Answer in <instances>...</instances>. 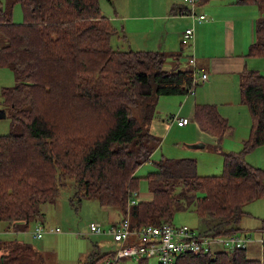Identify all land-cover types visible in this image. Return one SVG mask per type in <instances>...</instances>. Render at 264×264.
I'll return each mask as SVG.
<instances>
[{
  "label": "trees",
  "instance_id": "1",
  "mask_svg": "<svg viewBox=\"0 0 264 264\" xmlns=\"http://www.w3.org/2000/svg\"><path fill=\"white\" fill-rule=\"evenodd\" d=\"M238 1L262 9L247 55L264 57V0ZM9 3L7 10L0 1V33L7 40L0 46V67L9 66L16 83L1 89L6 114L0 117L8 115L21 131L0 135V222L28 231L42 222L43 206L57 199L70 179L78 194L119 207L135 225L173 222L178 210L192 209L214 220L204 234L253 236L241 224L249 215L246 205L264 197V168L246 160L264 146V76L259 71L241 74L242 102L252 127L240 152L223 153L222 173L201 176L196 160L163 157L145 177L151 199L130 207L142 180L137 170L161 144L149 128L156 100L192 93L198 85L195 68L168 70L165 54L115 48L118 31L100 0ZM14 4L23 8L22 23L13 20ZM195 119L219 140L228 128L215 105H196ZM257 229L264 231V221ZM31 251L21 242H0V264H23ZM248 253V247L189 252L175 264H264V249L261 257ZM112 255L94 251L85 264H101Z\"/></svg>",
  "mask_w": 264,
  "mask_h": 264
},
{
  "label": "rangeland",
  "instance_id": "2",
  "mask_svg": "<svg viewBox=\"0 0 264 264\" xmlns=\"http://www.w3.org/2000/svg\"><path fill=\"white\" fill-rule=\"evenodd\" d=\"M0 1L4 6L2 7L3 9H10L9 0ZM126 1L131 4L134 2L136 3H134L133 8L135 13L167 15V17H169L167 21L160 20L157 22L160 28L166 25L167 27H172L171 29L169 28V32H171L172 35L168 38L169 43L172 45H174L175 41H177L175 40V36L177 37L178 32L182 29L183 32L186 29L187 24L190 26L192 25V19L189 18V16L179 14L175 17L171 15V8L173 4L187 5L188 10L195 8L198 14H204L207 17L206 24L213 23V26L210 28L206 26L208 28L206 30L205 28H202V35L200 36L201 43L215 47V49L208 52L209 55L225 54L223 47L226 45V42L230 40V37H227L225 33L229 30L230 26L227 21H230L231 18L229 16H224L222 13H228L231 8L230 6L233 5L232 3L236 0H197V8L196 6L192 7L191 4L186 3L184 0ZM119 3L123 12L126 9V2L125 0H120ZM154 3L157 4L155 7H153ZM100 5H102V12L106 16L112 13V11L114 12V9L109 1L101 0ZM116 7L117 6H115V8ZM149 7L151 8V11H147ZM242 8H250L253 12L252 14L255 16V21L259 19L260 12H262V9L258 5L246 4L244 7H240L238 9ZM12 10L14 22L22 23L24 21V11L22 6L20 4H14ZM239 20L241 21V19ZM199 25L200 23H196L195 29H197ZM236 29L234 48L238 54H241V51L246 50L248 41L251 39L252 31L250 25L246 24V21H244L243 25H241V23H239L238 26L236 25ZM121 32V37L126 35L122 29ZM206 34L211 35L214 39L209 41ZM5 43H7L6 37L0 33V46ZM250 45L251 44L248 46V52ZM115 48L128 50L130 46L128 42L122 40L120 43H116ZM189 57L190 55L187 56L185 54L183 57L184 62L189 61ZM211 78H213V76H211ZM211 78L207 83V86L200 84V86L197 87V91L203 88L208 90L209 87L214 89L211 84ZM218 82H216L217 86L219 87L220 85L222 88L224 86V78H218ZM15 83L16 80L12 69L9 66L0 67V87H10L15 85ZM224 94L226 100L228 99V102L231 101V104L223 105L219 103V105L225 107L228 106L227 110H231L230 113H227L230 117L231 131L223 144H221V151L211 147L216 143L213 140H210L209 137L202 135L196 123L193 122V118L186 115L189 111L188 106H186L183 110V116H179L176 113L170 114L168 122L166 123L169 133L166 136L162 135L161 147L154 151V154L148 163H144L137 170V175L142 178L137 192L143 200H146L147 195L150 192L145 177L149 172L156 170L157 163L161 161L163 157L172 159H196L198 162L197 171L200 175H217L221 174L224 169L223 153L240 152L243 149L245 141H247L250 136L252 119L248 107L242 102L240 83L239 92H224ZM178 97L180 96H172L171 98ZM164 98H167V96ZM171 104L160 103L157 104V106H159V110L163 111L165 109L167 110ZM179 106L180 102H177L174 110H170V112L178 110ZM156 112H158L157 107ZM168 113L169 112H167V114ZM167 114H165V116ZM157 115L163 119L162 113H157ZM178 117H186L190 119V124L184 128L179 127L176 124L177 121H174V119ZM20 131V127H12V122L8 115L6 117H0V134H8L10 132L19 133ZM192 137L205 142L206 148H189L188 145H194ZM246 160L253 166L256 165L257 167L264 168V146L258 147L248 153L246 155ZM66 182L68 185L60 188L57 199L45 205V215L42 219L44 226L52 228L59 227L60 231L56 233H45L42 238L34 239L32 233L35 226L34 223L30 226L28 231L18 232L17 234H12L8 237L12 241H22L32 247L30 255L22 259L23 264H85L90 254L94 251H98L101 254L117 249L118 244L113 241L110 235L92 233L90 231V225L91 223H98L103 229L108 230L111 224L120 218V210H117L114 207H103L95 198L83 197L81 194H78V188L73 180L67 179ZM257 222H259L258 219L245 217L242 224L244 226L253 227V225ZM213 223V219L201 218L192 209L178 210L173 220V224L188 225L197 231L211 228ZM248 223H251V225ZM3 225H6V223L0 222V227H4ZM251 233L254 237L264 236V231H261L260 229L251 231ZM5 235L7 236L6 233L0 231L1 238ZM248 254L251 257H261L263 249H259L256 254H253L250 249ZM118 264H158V261L156 258H150L148 262L143 263L136 259L123 258L118 262Z\"/></svg>",
  "mask_w": 264,
  "mask_h": 264
},
{
  "label": "crops",
  "instance_id": "3",
  "mask_svg": "<svg viewBox=\"0 0 264 264\" xmlns=\"http://www.w3.org/2000/svg\"><path fill=\"white\" fill-rule=\"evenodd\" d=\"M135 1H138V0H135ZM109 2L113 7L114 12L112 11V13H110L107 17L109 18L111 23L114 25V27L118 31V35L112 41L113 46H116V43H120L122 40H125L126 42L129 43V46H130L128 50H135V51L143 50V51H154V52L156 51V52L165 54L167 58L164 63V67L168 70H175V71L191 70L192 65L189 63V61L184 62V59H183L185 54L187 56L190 55V57H194L196 59V66L202 69L203 72L208 74V77L206 80L198 81L197 87H199L200 84L207 86V83L210 81L211 76H213V78H211V84L214 87V89H211L209 87L208 90H206V88H203L197 91V87H196V89L192 93L187 94V95L159 96L154 106L152 120L149 123V128H150L151 133H153L160 139L162 138V135L166 136L169 133L168 131L169 129L166 126L169 115L172 113H176L179 116H183L184 115L183 110L185 109L186 106H188L189 111L186 113V115H189L191 116L190 118H193L192 119L194 120L193 122L196 123L202 135L209 137L210 140H213L216 143L215 145L211 147H214L217 150L221 151L220 146L221 144H223V142L228 137L231 131L230 117L229 115H227V113H230L231 110L230 109L227 110L228 106L225 107V106L219 105V103L223 105L231 104V101L228 102L227 101L228 99L226 100L224 92L225 93H232V92H237V91L239 92V83L241 82V74L245 69L257 70L260 72L261 75L264 76V57H249L247 55L249 44H252L256 39V21L258 19L255 21V16L254 14H252L253 13L252 10H250V8L238 9L240 7H244L246 3H242L236 0L234 1V3H232L233 5L230 6L231 8L228 13H222L224 14V16H229L231 18L230 21H227L230 27H229V30L226 31L225 33L227 37H230V40H228L226 42V45L223 47L225 54L222 53L220 55H209L208 52L215 49V47L211 45H205L204 43L202 44L200 41V38H201L200 36L202 35V28H205L206 30L208 29L207 27L209 28L212 27L213 23L206 24L207 19L202 20V21L200 20L194 21L191 18L192 16L187 14V11H188L187 5L173 4L171 8V15L175 17H177L179 14L189 16V18L192 19V25L190 26L189 24H187L186 29L193 27L194 34L188 40L189 41L188 43H183L182 42L183 32L186 29L183 32H182L183 30L182 29L181 31L178 32L177 37L175 36V40L177 41H175V44L172 45L168 41V38L170 37V35H172V33L169 32V28L171 29L172 27H167L166 25L160 28L157 22L160 20L167 21L169 19L167 15H150V14L135 13L133 9L135 2L131 4L130 2H127L126 0H125L126 9L122 12V7L119 3L120 0H114V1L111 0ZM156 5L157 4L154 3L153 7H155ZM115 6L117 7L115 8ZM147 11H151V8L149 7ZM195 11L197 10L195 9ZM261 15L262 13L260 12L259 16L261 17ZM239 19H241V21ZM244 21H246V24L250 25L252 35H251V39L248 41L246 50L241 51V54H238V52L234 48L235 47V32L237 31L236 25L238 26L239 23L243 25ZM196 23H200L197 29H195ZM121 29L126 34L123 37H121V34H122ZM206 35L208 36L209 41L214 39V37H212L211 35H208V34ZM218 78H224V86L222 88L220 87V85L219 87L217 86L216 82H218ZM0 88L2 89L3 87H0ZM1 89H0V114L1 112H3V115H4L5 110L3 108L4 105L2 104L3 97L1 94ZM165 96H167V98H164ZM172 96H180V97L171 98ZM177 102H180V106L178 110L170 112V110H174L175 104ZM160 103L171 104V106L167 110L165 109L162 111V110H159L158 109L159 106H157V104H160ZM201 104L215 105L218 111L220 112V114L227 119L228 128L225 131L222 139L219 140L217 135H215L209 129L202 127L198 123V121H196L195 107L196 105H201ZM156 107H157L158 112H156ZM167 112L169 113L167 114ZM157 113H162L163 119H161L157 115ZM165 114L167 115L165 116ZM189 124L190 122L186 124L185 126H179L178 124L177 125L179 127L184 128L188 126ZM0 135H4V134H0ZM192 142L194 143V145H188L189 148H193V149H205L206 148V143L201 140L195 139V137H192ZM195 143H198V144H195ZM161 144H162V139H161ZM161 144L159 147H161ZM179 159H183V158H179ZM196 163L198 166L197 161ZM212 175H216V174H212ZM201 176H204V175H201ZM149 194L147 195V199L149 198V196H152L151 193ZM45 205L43 206L44 214H45V211H44ZM257 207H258V211H257ZM114 208L117 210H120L119 207H114ZM246 211L249 214L247 215L248 218L258 219L259 222L253 225V227H248V226H244L243 224H241L242 228L244 230L246 229L247 231L258 230L257 228H259L262 221H264V197L248 203L246 205ZM120 213H121L120 218H118L117 221H114L113 223L118 222L123 218V213L121 210H120ZM248 224L251 225V223H248ZM3 226L4 227H0V231L6 233L7 236L5 235L2 238L0 237V242H7V243L11 242L12 240L9 239L8 237L11 236L12 234H17L18 231H15L12 228V223L11 224L6 223V225H3ZM198 232H203V230L198 231ZM253 238L254 240L251 243H249L248 248L249 250L251 249L253 254H256L259 249L261 248L264 249L261 243V239H264V236L253 237ZM17 242L23 243L22 241H18V240ZM6 249L8 250V247H6ZM112 251L115 252V250H112ZM252 257H257V256H252ZM149 259L150 258H144L138 261L146 260V262H148Z\"/></svg>",
  "mask_w": 264,
  "mask_h": 264
},
{
  "label": "built area",
  "instance_id": "4",
  "mask_svg": "<svg viewBox=\"0 0 264 264\" xmlns=\"http://www.w3.org/2000/svg\"><path fill=\"white\" fill-rule=\"evenodd\" d=\"M196 6L197 0H184ZM195 20H206L204 14H198L194 9L187 11ZM194 34V28H187L183 32V43H188ZM189 63L195 68L194 81L206 80L208 74L196 66V59L189 57ZM194 89H191L193 92ZM179 126H185L191 120L186 117L175 118ZM150 195V194H149ZM134 191L129 198V206L138 204L141 201H148ZM130 208L128 209L129 212ZM59 227H46L40 221H37L33 230V238L40 239L45 233L58 232ZM90 231L95 234H108L113 241L118 244L114 255L108 256L101 264H118L123 258H133L141 260L144 258H156L158 264H175L176 258L184 253L192 252L194 254L211 253L215 254L221 251H234L247 248L254 238L251 234L234 233L230 235H210L198 232L188 225H176L173 222H163L160 224H133L129 214L120 221L112 223L108 230H105L98 223H91ZM264 243V240H261Z\"/></svg>",
  "mask_w": 264,
  "mask_h": 264
}]
</instances>
